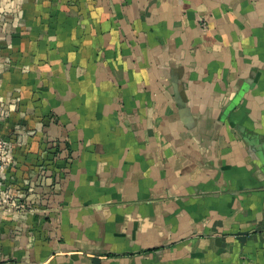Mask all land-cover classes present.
<instances>
[{
    "label": "crops",
    "instance_id": "0c3cea01",
    "mask_svg": "<svg viewBox=\"0 0 264 264\" xmlns=\"http://www.w3.org/2000/svg\"><path fill=\"white\" fill-rule=\"evenodd\" d=\"M0 140V264H264V0H0Z\"/></svg>",
    "mask_w": 264,
    "mask_h": 264
},
{
    "label": "built area",
    "instance_id": "2783aa9c",
    "mask_svg": "<svg viewBox=\"0 0 264 264\" xmlns=\"http://www.w3.org/2000/svg\"><path fill=\"white\" fill-rule=\"evenodd\" d=\"M11 160V154L7 149V144L0 140V177L5 169L7 163ZM30 189V185H26L23 190H19L20 194L13 195L9 193L0 194V206L7 211H23L27 208L25 199L27 191Z\"/></svg>",
    "mask_w": 264,
    "mask_h": 264
},
{
    "label": "water",
    "instance_id": "95a60500",
    "mask_svg": "<svg viewBox=\"0 0 264 264\" xmlns=\"http://www.w3.org/2000/svg\"><path fill=\"white\" fill-rule=\"evenodd\" d=\"M242 236H245V235H242ZM93 262H94L95 264H98V263H99V257H98V256L94 257V258H93Z\"/></svg>",
    "mask_w": 264,
    "mask_h": 264
}]
</instances>
